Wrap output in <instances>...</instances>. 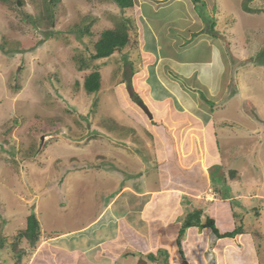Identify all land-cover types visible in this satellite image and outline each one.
<instances>
[{
	"label": "rangeland",
	"instance_id": "1",
	"mask_svg": "<svg viewBox=\"0 0 264 264\" xmlns=\"http://www.w3.org/2000/svg\"><path fill=\"white\" fill-rule=\"evenodd\" d=\"M232 2L236 5L238 0ZM258 2L253 0L250 6L261 9L264 3ZM174 9L178 15L185 14V6L181 3L158 14H150L148 9L144 13L149 15V20L158 21L161 25L171 21L168 15L176 17ZM124 11L113 0H55V3L51 0H0V220L1 216L7 220L10 236L5 240L6 246H17L16 253L23 250L24 240L28 237L19 236L16 240L15 232L17 229L21 231L18 226L24 225L30 214H34L39 223L34 231L45 229L39 235V239H45L46 232H69L83 225L84 218L91 215L88 209L92 198L103 203V199L112 196L124 183L144 187L137 168L138 161L132 159V154L136 157L138 154L132 149L142 157H148L153 148L147 145L145 128L149 133L150 128L158 129L159 123L151 121L146 123V127L142 122H146L148 117L135 104L138 91L133 90L135 80H132V73L140 66L141 57L132 46H126L107 58L92 60L90 57L93 43L103 31L116 28L125 21L129 32L134 34V28L140 22L134 16L129 18ZM217 11L216 8L212 16L203 19L204 33L208 31L209 37L227 48L232 70L239 72V69L246 68L244 62L250 57L254 66L252 75L242 76L240 83L234 75L230 86H222L225 90L219 100L203 101L205 107L213 110L212 118L222 123L223 129H218L215 123L211 128L213 134L216 132L211 136L214 138L213 142L210 140L212 145L205 143L203 146L206 148L202 149V146L199 149L202 153L199 159H210L221 152L223 162L220 158L215 161V157L211 161V164L215 162L210 167V174L217 179L214 182L221 189L225 182L234 180L241 198L246 197L238 201L239 205L247 208L246 212L240 211L235 201H230L240 216L236 236L241 237H236L235 246L243 247V261L248 258L247 264H264V78L259 76L264 72V65L255 64L261 63L260 60L264 62V56H258L262 51L264 54V43L250 38L259 30L252 27V33H248L250 40L242 48L234 41L233 49L228 50L226 40L216 37L228 16L218 15ZM255 15H251L253 20L264 21L262 15ZM182 21L180 18L172 23V32L176 36L180 31H176V27H180ZM161 29L164 31L163 27ZM231 29L232 26L227 31ZM156 32L164 51L167 50L168 36ZM197 35L193 36V41L198 39L195 38ZM205 44L198 41L196 48L187 50L188 54L205 55ZM95 70L100 72V89L97 93H85L83 79ZM139 82L136 89L142 90ZM144 95L149 97L147 89ZM142 100L146 104L151 103V99L146 97ZM175 108L178 109V104ZM201 114L195 115L206 122L208 115ZM170 118L175 121V118ZM161 119L165 122L163 131L171 140L177 131L182 136L196 132L195 127L185 128L188 125L185 119L176 120L172 127L166 116L162 115ZM230 120L232 124L224 125ZM128 140H132L135 146L127 147ZM153 164L159 163L154 161ZM145 165L147 184H155L160 174L152 171L151 161ZM196 166L201 171L202 167ZM168 168L171 174L179 169L177 166L172 169L174 165L170 163ZM77 169L79 171L70 176L71 171ZM231 171L235 172L236 179ZM111 173L116 176L114 180L108 177ZM62 178L66 179L60 181ZM148 185L145 184L144 189ZM219 193L224 192L220 190L214 194L210 189L194 200L202 205L219 198ZM1 203L10 207L3 209ZM36 203L39 207L34 210ZM213 208L208 207L207 212ZM174 223L175 220L170 221V228ZM14 246L0 250V264H6L7 259L16 256ZM222 246L220 243L216 247L215 254L227 253ZM207 251V254L203 251L204 255L210 264H214L211 263L210 249ZM232 254L230 251V256ZM181 257L186 264H191L190 257Z\"/></svg>",
	"mask_w": 264,
	"mask_h": 264
},
{
	"label": "crops",
	"instance_id": "2",
	"mask_svg": "<svg viewBox=\"0 0 264 264\" xmlns=\"http://www.w3.org/2000/svg\"><path fill=\"white\" fill-rule=\"evenodd\" d=\"M261 1L264 3V0H259L258 4ZM252 2L253 0H238L235 5L232 0H133V6L124 9V13L129 18L132 19L134 16L136 21L140 22L135 26L136 33L133 35L137 44L132 49L141 57V64L132 73L134 78L132 80H135V84L132 85H135L133 90L138 91L136 94L139 98L151 99L150 105L143 101L152 113V120L147 122V119L142 123L145 126L151 121L159 123L158 129L150 128L149 133L144 127L147 145L153 148L151 154L142 157L137 150L132 149V152L136 151L135 154H138V157L132 154V159L138 161L137 168L140 169L139 174L144 187L145 184L148 185L147 178L144 177L147 171L145 163L148 160L152 162V171L160 174V179L155 184L148 185L147 189L133 187L128 183L120 184L119 189L112 196L103 199V203H98L92 198V205L88 209L91 215L84 218L83 225L69 232H46L44 233L46 238H38L33 246L24 240L25 246L22 248L25 251L11 260L7 259L6 264H39L40 262L41 264H154L153 261L158 264L159 260L162 261L161 264H173L177 261L180 262L176 264H186L181 255L190 257L191 264H210L209 258L204 255L208 253V249L212 253L211 263L247 264L248 258L243 261L244 254L241 252L243 247L235 246L241 235H224L237 229V221L240 218L236 213V207L230 201H235L238 209L246 212L247 208L243 204H238L239 200L246 197L241 198L240 189L234 185V180L225 182L221 189L217 186V182H214L217 179L210 174V167L215 162L211 164V161L215 157V161L220 158L223 162L221 152L210 159L204 157L200 160L199 156L202 153L199 149L205 143L212 145L210 140L213 142L214 138L211 139V136H215L216 132L213 134L211 128L215 123L218 129L222 128V123L212 118L213 110L209 106L205 107L203 101L219 100L223 94L222 86L225 88L227 85L230 86L234 75L238 77L240 83L242 76L252 75L254 66L250 57L244 62L246 68L239 69V72L232 70L230 58L226 54L227 48L224 49L217 39L209 37L208 31L204 33L203 19L212 16L216 8L218 15L228 16L216 35L219 39L226 40L228 50L233 49L234 41L239 48H242L250 38L264 43V21L258 22L251 17L255 14L264 17V6L261 9H254L250 6ZM176 3L185 6V14L178 15L174 9L173 13L176 17L168 15L167 18L171 21L167 24L158 25V21L149 20V15L144 13V10L148 9L150 14H158L162 10L170 9ZM243 16L246 18H236ZM180 18L183 21L180 27H176V31L180 30L176 36L175 32H172V23ZM246 19L248 23L245 22ZM228 23L232 26L230 32L227 31L230 28ZM252 27L259 30L255 35L250 36L248 33H252ZM156 31L168 36V41L165 43L167 50L164 51ZM196 34L198 35L195 38L198 39L193 41V36ZM184 39L187 41L184 42ZM198 41L201 44L206 43L205 55L188 54L187 50L196 48ZM258 53L252 56L255 57ZM260 62L255 64L264 65L263 61ZM263 73L260 72L259 76L264 78ZM137 82L140 83L142 90L136 89ZM145 89L149 97L144 95ZM177 104L178 109L175 108ZM196 113L208 115L209 118L204 122L195 115ZM162 115L166 116L170 127L175 126L176 120L185 119L184 122L188 123L185 128L195 127L197 135L191 132L182 136L177 131L178 133L176 132L171 140L167 132L163 131L165 122H162ZM170 117L175 118V121L173 122ZM232 122V120L226 121L224 125ZM179 124L182 125L181 121ZM168 131L170 132L171 129ZM126 145L135 146L132 140H128ZM204 148L206 146L202 149ZM154 161L159 164L154 165ZM168 163L174 165L172 169H175V166L179 169L173 170L171 174ZM198 164L200 168L202 167L201 171L196 166ZM76 171L78 172L79 169L71 171L70 176L75 175ZM108 177L114 180L116 176L111 173ZM64 180L62 178L60 181ZM210 189L214 194L220 190L224 193H219V198H213L202 205L195 202L197 195L209 192ZM236 191L239 193L237 194ZM2 200L5 201L3 197ZM210 206H214V210L207 212ZM1 207L8 209L10 206L1 203ZM33 207L36 210L39 206L36 203ZM195 211H200V223L204 224L207 219H211L217 233L205 225L201 228L191 225L182 232L184 219ZM174 220L176 224L174 223L170 228V221ZM238 222L240 223V219ZM22 226L23 229L26 227V221ZM22 226L18 228L22 230ZM42 231L45 232V229L40 232ZM220 243H223V250L229 255L225 252L220 255L215 254V249ZM230 251H233L231 256ZM177 256L180 258L178 259ZM39 257L40 260L37 259ZM255 262L258 263V260Z\"/></svg>",
	"mask_w": 264,
	"mask_h": 264
},
{
	"label": "trees",
	"instance_id": "3",
	"mask_svg": "<svg viewBox=\"0 0 264 264\" xmlns=\"http://www.w3.org/2000/svg\"><path fill=\"white\" fill-rule=\"evenodd\" d=\"M51 1L55 3V0H51ZM113 1L122 10L133 6V0H113ZM79 30L83 32L85 31L86 33L88 31V29L87 30L78 29V31ZM83 32H81V35ZM135 33L136 32L134 28V34ZM136 44L137 43L135 41V35L130 34L129 26L125 21H123L119 25H117L116 28L107 29L101 33L100 38H98L93 43V50L90 54V57L92 60L106 58L109 57L114 52L122 50L126 46L135 47ZM258 56H264V54L260 53ZM82 68L83 67L81 66V68L79 69L81 70ZM83 82H84L83 89L85 93L86 92L88 94L97 93L100 89V83H101L100 72L97 70L90 72L88 75L84 77ZM76 84H78V82ZM135 96L137 97V94ZM231 175L234 178L235 172L231 171ZM199 214L200 211H195L192 214L187 215L182 223L181 231L184 232V230L191 225L197 226L199 228L205 225V226H209L215 233H217V229L214 225V222L211 219H207L204 224L200 223ZM38 224L39 223L34 214H30L27 217V227L24 230V232H22V234L24 236H27L32 244L37 239V232L34 231V228L37 227ZM237 233L238 232L234 230L224 235H236ZM5 243H6L5 238H3L0 235V249L4 247Z\"/></svg>",
	"mask_w": 264,
	"mask_h": 264
},
{
	"label": "clouds",
	"instance_id": "4",
	"mask_svg": "<svg viewBox=\"0 0 264 264\" xmlns=\"http://www.w3.org/2000/svg\"><path fill=\"white\" fill-rule=\"evenodd\" d=\"M112 55V54H111ZM139 100H142L141 98H139L138 96H137V99H136V101H135V104H137V102L139 101ZM143 101V100H142ZM144 102V101H143ZM138 105V104H137ZM139 106V105H138ZM142 110V109H141ZM152 114V113H151ZM146 115V114H145ZM147 116V115H146ZM148 117V116H147ZM148 119H150V120H152V117L151 118H149L148 117ZM7 220H6V218H4V217H2L1 216V220H0V235L3 237V238H5V240H7V238H8V236H10V235H8V232L7 231H5V228L7 227V222H6ZM27 221V220H26ZM6 222V223H5ZM4 224V225H3ZM26 227H27V222H26ZM26 227L23 229V230H21L20 232L18 231V229H17V231L15 232V233H17L16 234V236H14V237H16V240H17V238L19 239V236H22V237H24V235L22 234V232H24V230L26 229ZM19 234H21V235H19ZM39 235H40V231L38 230V232H37V239L36 240H38V238H39ZM35 240V241H36ZM26 241L29 243V244H32L30 241H29V238H27L26 239ZM34 241V242H35ZM12 246H14V245H12ZM12 246H10V247H12ZM32 246H33V244H32ZM31 246V247H32ZM10 247H8V246H6V243H5V245H4V247H2L1 249H10ZM15 247V246H14ZM0 249V250H1ZM16 249H17V246L15 247V251H14V254L16 255V257H17V255H19V253L20 252H24L25 251V249L24 248H22L23 250H21L19 253H16ZM1 252V251H0ZM2 253V252H1Z\"/></svg>",
	"mask_w": 264,
	"mask_h": 264
},
{
	"label": "water",
	"instance_id": "5",
	"mask_svg": "<svg viewBox=\"0 0 264 264\" xmlns=\"http://www.w3.org/2000/svg\"><path fill=\"white\" fill-rule=\"evenodd\" d=\"M137 104L139 105V107L142 109V111L149 117L151 118L152 117V114L148 108V106L142 101V100H139L137 102ZM42 139V138H41Z\"/></svg>",
	"mask_w": 264,
	"mask_h": 264
}]
</instances>
